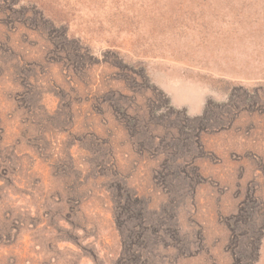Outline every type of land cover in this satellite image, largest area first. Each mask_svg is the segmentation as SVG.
Segmentation results:
<instances>
[{
	"label": "rangeland",
	"instance_id": "obj_1",
	"mask_svg": "<svg viewBox=\"0 0 264 264\" xmlns=\"http://www.w3.org/2000/svg\"><path fill=\"white\" fill-rule=\"evenodd\" d=\"M0 264H264V0H0Z\"/></svg>",
	"mask_w": 264,
	"mask_h": 264
}]
</instances>
